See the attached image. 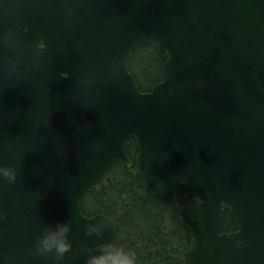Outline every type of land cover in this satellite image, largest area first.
<instances>
[{"label":"water","instance_id":"water-1","mask_svg":"<svg viewBox=\"0 0 264 264\" xmlns=\"http://www.w3.org/2000/svg\"><path fill=\"white\" fill-rule=\"evenodd\" d=\"M150 44L167 58L142 92L127 61ZM131 139L150 194L182 201L179 264H264V0H0V264L122 246L81 199ZM59 224L70 248L40 250Z\"/></svg>","mask_w":264,"mask_h":264},{"label":"trees","instance_id":"trees-1","mask_svg":"<svg viewBox=\"0 0 264 264\" xmlns=\"http://www.w3.org/2000/svg\"><path fill=\"white\" fill-rule=\"evenodd\" d=\"M166 58L153 44L132 51L127 66L140 91H149L162 80ZM126 151L132 167L115 163L106 177L109 189L103 194L95 191L85 194L81 199L82 212L88 217L95 214L109 217L121 245L136 253L137 264H179L189 246L188 232L179 223L182 201L163 202L154 198L144 174L136 166L134 139L127 142ZM224 219L230 230L237 228L228 210Z\"/></svg>","mask_w":264,"mask_h":264},{"label":"clouds","instance_id":"clouds-1","mask_svg":"<svg viewBox=\"0 0 264 264\" xmlns=\"http://www.w3.org/2000/svg\"><path fill=\"white\" fill-rule=\"evenodd\" d=\"M0 171L11 178L15 177V173L7 168ZM68 230L67 224L57 225L56 229L49 230L47 235L41 238L38 248L40 250L55 248L59 253H64L70 248L65 235ZM87 264H137V256L132 249L108 242L99 246V251L88 258Z\"/></svg>","mask_w":264,"mask_h":264},{"label":"rangeland","instance_id":"rangeland-1","mask_svg":"<svg viewBox=\"0 0 264 264\" xmlns=\"http://www.w3.org/2000/svg\"><path fill=\"white\" fill-rule=\"evenodd\" d=\"M88 205H89V203H88Z\"/></svg>","mask_w":264,"mask_h":264}]
</instances>
